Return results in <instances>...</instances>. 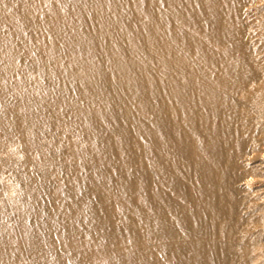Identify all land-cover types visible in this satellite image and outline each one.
<instances>
[{"label":"bare ground","instance_id":"1","mask_svg":"<svg viewBox=\"0 0 264 264\" xmlns=\"http://www.w3.org/2000/svg\"><path fill=\"white\" fill-rule=\"evenodd\" d=\"M0 264H264V0H0Z\"/></svg>","mask_w":264,"mask_h":264}]
</instances>
